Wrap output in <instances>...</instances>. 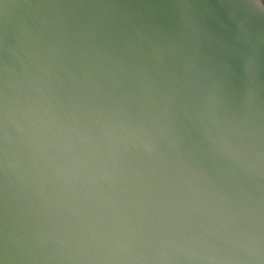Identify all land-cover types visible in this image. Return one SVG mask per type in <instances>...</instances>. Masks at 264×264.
<instances>
[{"label": "water", "instance_id": "95a60500", "mask_svg": "<svg viewBox=\"0 0 264 264\" xmlns=\"http://www.w3.org/2000/svg\"><path fill=\"white\" fill-rule=\"evenodd\" d=\"M264 0H0V264H264Z\"/></svg>", "mask_w": 264, "mask_h": 264}, {"label": "clouds", "instance_id": "9594fccd", "mask_svg": "<svg viewBox=\"0 0 264 264\" xmlns=\"http://www.w3.org/2000/svg\"><path fill=\"white\" fill-rule=\"evenodd\" d=\"M262 6H264V3H262Z\"/></svg>", "mask_w": 264, "mask_h": 264}, {"label": "flooded vegetation", "instance_id": "af4514ba", "mask_svg": "<svg viewBox=\"0 0 264 264\" xmlns=\"http://www.w3.org/2000/svg\"><path fill=\"white\" fill-rule=\"evenodd\" d=\"M263 1V0H262Z\"/></svg>", "mask_w": 264, "mask_h": 264}]
</instances>
